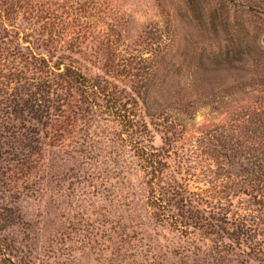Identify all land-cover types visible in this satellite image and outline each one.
I'll return each instance as SVG.
<instances>
[{"label":"trees","instance_id":"16d2710c","mask_svg":"<svg viewBox=\"0 0 264 264\" xmlns=\"http://www.w3.org/2000/svg\"><path fill=\"white\" fill-rule=\"evenodd\" d=\"M99 1L106 3L0 0V184L9 187L6 192L20 189L27 197L33 193L41 198L49 196L48 181L52 176L47 155L55 147L49 140L60 142L68 128V133L76 138V132L87 119L85 114L100 110L118 121L121 137L139 160L147 177L148 206L154 210L151 216L160 222L169 221L185 234L192 227L217 236L218 248L228 251L230 246L221 234L231 240L244 238L254 229L243 217L232 221L236 228L227 231V212H223L220 202L226 197H219L218 204H214L208 197L190 190L188 176H195L189 171L194 168L197 150L185 148L188 133L183 132L200 109L217 111L216 104L226 97L205 91L207 81L192 75L185 80L176 77L184 51L174 46L177 37L170 29L177 25L174 17L166 19L167 28L149 24L135 39L125 40L121 32L92 27L91 22L98 18L90 13L84 17L90 26L83 27V17L74 7L83 2L91 10L100 7ZM222 1L218 0L213 7L205 2L198 17L194 15L196 0L185 1L189 17L204 30V40L211 42L222 35L228 41L224 47H209L195 58L194 67L206 73L235 68L231 65L241 63L243 55L252 54L264 60L263 49L257 43L261 32L254 31L251 38L254 46L240 47L241 37ZM233 41L238 42L234 48ZM145 53L150 56L145 58ZM120 79L127 82V88L118 85ZM74 94L78 96L76 101L70 99ZM223 114L227 119L205 125L191 148L197 146L202 154L211 157L216 168L213 171L208 165L206 170L215 175L218 169L224 171L217 164L219 156L224 158L219 163L238 168L236 177L240 176V180L231 185L238 186L245 195L255 193L254 204L262 205L264 121L259 117L264 116V106L254 110L258 119L253 124L257 126L249 136L246 123L250 115L228 111ZM229 123L231 132L216 134L215 128ZM232 129H239L240 137H235ZM154 132L161 140L158 147L154 145ZM60 145L63 147L64 143ZM41 214L40 211L34 220L21 208L0 202V234L16 225L39 231L34 249L26 246V252L22 249L19 258L7 254L11 240L1 237L0 264H39L41 259L54 258L53 235L47 229L48 220L42 219Z\"/></svg>","mask_w":264,"mask_h":264},{"label":"rangeland","instance_id":"374dc122","mask_svg":"<svg viewBox=\"0 0 264 264\" xmlns=\"http://www.w3.org/2000/svg\"><path fill=\"white\" fill-rule=\"evenodd\" d=\"M104 1V4L99 1L100 7L94 6L91 10L83 2L74 7L73 10L83 17V27L90 26L86 24L87 13H90L98 18L91 22L92 27L121 32L123 39L132 40L149 24L156 23L161 28H167L166 19H176L178 26L170 27L177 37L174 46L184 51L182 67L176 77L185 80L192 75L209 83L205 85V91L226 97L216 104L217 111L200 109L194 121L183 129L184 133H188L185 148L197 150L192 165L194 168L189 171L195 176H188L190 190L208 197L214 204H218L219 197H226L220 202L225 209L223 212H227V231L236 228L231 225L232 221L243 217L254 231L244 238L231 240L221 234L231 249L225 251L218 248L217 236L204 234L192 227H189L190 233L185 234L169 221L154 219L151 216L154 210L148 206L147 177L139 160L121 137L118 121L96 110L85 114L87 119L76 132V138H72L73 134L68 133L70 128L67 129L60 141L64 143L63 147L60 142L49 140L55 146L47 155L52 176L48 181L49 196L41 198L40 194L33 193L27 197L20 189L6 192L9 187L0 184V197L3 199L0 202L21 208L34 220L38 219L36 216L41 211V218L48 220L47 229L53 235L54 258L41 259L40 263L35 258L33 261L39 264H264V204L255 205V193L245 195L238 186L231 185L240 180V176L236 177L238 168H231L225 162L219 163L224 159L219 156L217 164L223 166L224 171L218 169L215 175L206 170L208 165L213 171L216 168L211 157L202 154L197 146L191 148L205 125L219 124L222 119H227V116L221 115L224 111L250 115L246 133L248 136L251 134L257 126L253 123L258 119L253 112L264 106V60L249 54L243 55L241 63L231 65L237 69L212 73L197 70L194 67L195 58L203 50L224 47L228 41L222 35L211 42L204 40L203 28L189 17L190 11L185 4L187 0ZM217 1L196 0L198 7L194 15L198 17L203 12L201 5L205 2L213 7ZM222 4L241 37L238 45L254 46L251 39L254 31L261 32L257 43L264 53V0H223ZM237 43L233 41L231 46L234 48ZM149 56V53L144 55L145 58ZM117 83L120 87H128L123 79ZM70 99L76 101L78 96L74 94ZM241 107V110L238 109ZM259 118L264 121V116ZM230 126L229 123L215 128L216 134H228ZM154 129L151 128V131ZM232 134L235 137L241 135L239 129H232ZM160 144L159 135L154 132V145L158 147ZM240 162L244 163L243 160ZM172 169L178 171L176 166ZM226 171L228 174H225ZM180 172L186 176L184 171ZM262 201L264 203V197ZM38 232V229L26 230L16 225L2 232L0 238H10L11 246L6 252L19 258L23 255L20 252L22 249L26 252V246L29 250L34 249Z\"/></svg>","mask_w":264,"mask_h":264}]
</instances>
